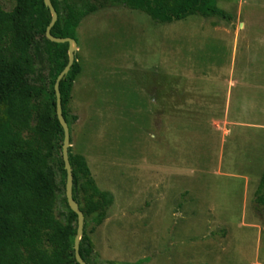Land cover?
Listing matches in <instances>:
<instances>
[{
	"label": "rangeland",
	"instance_id": "1",
	"mask_svg": "<svg viewBox=\"0 0 264 264\" xmlns=\"http://www.w3.org/2000/svg\"><path fill=\"white\" fill-rule=\"evenodd\" d=\"M217 5L233 17L117 4L77 29L70 145L113 196L97 264H264V0Z\"/></svg>",
	"mask_w": 264,
	"mask_h": 264
},
{
	"label": "trees",
	"instance_id": "2",
	"mask_svg": "<svg viewBox=\"0 0 264 264\" xmlns=\"http://www.w3.org/2000/svg\"><path fill=\"white\" fill-rule=\"evenodd\" d=\"M7 1L13 4L10 10L0 0V264H80L74 249L78 215L66 197L65 132L55 92V81L69 61V43L47 37L52 13L44 0ZM51 1L59 16L51 34L76 40L84 17L108 5L144 11L160 23L191 15L233 17L217 0ZM81 70L75 60L60 83L70 132L76 117H69V104ZM69 159L73 197L85 215L80 253L88 264H97L87 226L104 222L113 196L99 188L85 158L71 146ZM61 193L66 210L57 211ZM257 193L264 198V173Z\"/></svg>",
	"mask_w": 264,
	"mask_h": 264
},
{
	"label": "water",
	"instance_id": "3",
	"mask_svg": "<svg viewBox=\"0 0 264 264\" xmlns=\"http://www.w3.org/2000/svg\"><path fill=\"white\" fill-rule=\"evenodd\" d=\"M46 6L49 7L51 13H52V19L50 24L48 25L46 29V35L47 37L57 43H69V61L66 67L61 71V73L58 75L56 81H55V92L57 96V102H56V111H57V116L59 121L61 122L64 132H65V137H64V142H63V148H62V154H63V160L65 163V167L67 170V182H66V197L68 204L70 208L78 215V227H77V234L75 237V256L77 261L80 264H88L84 258L81 256L80 253V242L81 238L84 232V226H85V215L81 211L78 202L74 199L73 197V192H72V186H73V171H72V166L70 163L69 159V147L70 141H71V132H70V126L63 114V106H62V97H61V92H60V83L61 80L65 77V75L70 71L72 65L74 64L76 60V49H74V44H76V39L71 38V37H56L51 34V29L57 22L59 16L58 12L55 9L53 3L51 0H44Z\"/></svg>",
	"mask_w": 264,
	"mask_h": 264
}]
</instances>
